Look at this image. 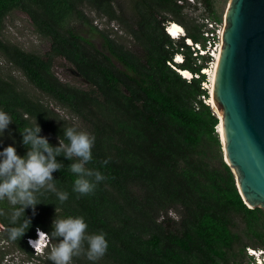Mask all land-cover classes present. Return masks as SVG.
Masks as SVG:
<instances>
[{
    "label": "trees",
    "instance_id": "1",
    "mask_svg": "<svg viewBox=\"0 0 264 264\" xmlns=\"http://www.w3.org/2000/svg\"><path fill=\"white\" fill-rule=\"evenodd\" d=\"M115 3L119 4L0 0V56L56 104L30 95L13 75L0 73V111L12 119L0 134V152L11 145L25 157L30 150L22 143L25 127L38 124V135L46 137L53 149L59 140L68 143L64 128L75 127L95 138L92 161L85 167L106 177L91 194L80 195L73 191L77 176L70 171L79 158L56 155L62 167L52 172L45 186L31 190L42 203L25 210L30 227L12 241L32 256L25 237L33 236L35 228L50 235L55 216H81L87 234L104 233L108 248L98 261L81 254L70 264L253 262L246 250L260 248L264 254V211L243 202L223 160L218 117L205 100L209 94L202 85L201 70L211 57L185 42L188 38L205 47L204 18L215 22L213 1L131 0L130 16ZM85 7L109 23L116 22L130 43L125 45L93 25ZM15 9L48 40L46 52L27 51L1 38L4 19ZM192 10L200 11L197 18ZM171 21L183 27L178 39L165 31ZM85 25L100 35V45L82 34ZM175 54L181 55V62L173 60ZM58 60L70 70L71 79L55 73ZM177 69H187L191 76L182 77ZM104 160L109 162L103 165ZM48 184L67 192L68 199L61 203ZM12 207L7 197L0 201L5 212L0 221L6 230L13 226ZM61 239H51L53 247ZM49 253L46 264H54Z\"/></svg>",
    "mask_w": 264,
    "mask_h": 264
},
{
    "label": "water",
    "instance_id": "2",
    "mask_svg": "<svg viewBox=\"0 0 264 264\" xmlns=\"http://www.w3.org/2000/svg\"><path fill=\"white\" fill-rule=\"evenodd\" d=\"M211 86L223 160L243 202L264 211V0H228Z\"/></svg>",
    "mask_w": 264,
    "mask_h": 264
},
{
    "label": "clouds",
    "instance_id": "3",
    "mask_svg": "<svg viewBox=\"0 0 264 264\" xmlns=\"http://www.w3.org/2000/svg\"><path fill=\"white\" fill-rule=\"evenodd\" d=\"M186 40L187 38L185 42ZM188 44L192 45L193 43L190 41ZM177 58V62L182 61L180 54H175L173 60L175 61ZM182 77L185 76L182 75ZM10 123H12L11 117L4 111H0V134L4 133ZM40 131L39 125L36 124L34 128L25 127L21 132L22 143L26 146L30 145V150L25 157L17 155L16 149L11 145L0 152V158H2L0 159V201H4L7 197L8 203L13 206L9 215V223L13 226L9 227L7 232L9 238L14 241L20 239L30 227L31 220L25 216V210L29 207L35 209L36 205L42 203L31 190L38 191L39 188L45 186L52 180V172L62 167L55 161L56 155L63 152L69 159L79 158L80 162L73 163L70 166V171L77 176L73 191L80 195L91 194L97 184L106 179L101 172L85 167L92 161L94 136L84 131H77L75 127H66L64 128V137L68 143L65 144L59 140V146L53 149L46 137L38 135ZM108 162V160H104L102 164L106 165ZM48 187L56 191L52 184H48ZM56 195L61 203L68 199L67 192L56 191ZM4 215L5 212L0 209V216ZM51 227L50 235L40 228H35L33 236L25 237L27 246L35 255L50 251L48 259L54 264H70L73 257L81 254L92 262L98 261L106 254L108 242L105 234L102 232L87 234L88 225L81 216L66 218L55 216ZM2 229L4 226L0 225V230ZM60 237L62 239L59 240V243L51 247V239ZM27 238L31 239L28 241ZM85 243L87 244L86 250ZM247 250L252 256L256 255L255 251L259 256L263 254L259 249L247 248ZM256 264L262 263L258 259Z\"/></svg>",
    "mask_w": 264,
    "mask_h": 264
},
{
    "label": "rangeland",
    "instance_id": "4",
    "mask_svg": "<svg viewBox=\"0 0 264 264\" xmlns=\"http://www.w3.org/2000/svg\"><path fill=\"white\" fill-rule=\"evenodd\" d=\"M115 1L119 2V4L115 3L116 4L115 6L118 9L120 8L122 12H124L127 16L131 15V11H132L131 0H115ZM212 1L214 5L213 10L216 16L214 18L215 22L217 23V27H221L223 25L224 12L227 7L228 0H212ZM84 9L87 17L91 20L93 25H96L97 28L105 31L110 35L117 37L116 39L120 42H123L125 45L130 43L129 35L124 31H122L121 27L116 22L109 23L105 21L104 18L98 17L96 12L91 10L89 7H85ZM199 12H200L199 10L191 11L192 15L194 14L196 18L197 16H199L198 15ZM165 25H168V22H166ZM81 32L86 36H90L91 39L97 45H100L101 37L97 32L90 31L86 25L82 27ZM1 38L4 41L15 44L24 50L33 51L39 54H43L49 48L48 40L40 37L34 31V28L29 18L25 15V13H23L18 9L11 11L5 17ZM207 49H208L207 51L210 52L211 46L208 47ZM60 61L61 60L54 62L56 63V65L54 66L55 73L59 77H63V78L67 77V79H71V77H69L70 70L68 68H62L61 65L59 64ZM199 61L202 62V59H199ZM213 65L208 61V64L205 66L207 71L205 72V81L203 86L207 89L208 94L210 93L209 91V85L211 83L210 74ZM0 73L13 75L18 80L19 85L23 89H25L27 93H29L30 95H34L35 97L37 96L42 98L45 102H48L52 106L56 105L55 102H53L51 99L47 98L42 93H40L38 89L32 83H30L28 79L21 72L17 71L10 64L6 63V61L2 58V56H0ZM208 96L210 97V94ZM56 108L60 113H63V111H61L59 106H56ZM171 215L174 216V213L171 212ZM1 225L4 226V229L0 230V264H46L47 256L45 252L39 255H35L34 253L32 256L27 255L25 252L19 250L14 244V242L6 236L7 235L6 225H4V223L2 222ZM51 247H53V244H51ZM259 251L262 252L260 248ZM246 252L249 253L250 251L246 250ZM255 253L256 255H253V257L251 258L253 262L249 264H256V260L258 259L261 261L262 264H264V254H261L259 256L257 251H255Z\"/></svg>",
    "mask_w": 264,
    "mask_h": 264
},
{
    "label": "built area",
    "instance_id": "5",
    "mask_svg": "<svg viewBox=\"0 0 264 264\" xmlns=\"http://www.w3.org/2000/svg\"><path fill=\"white\" fill-rule=\"evenodd\" d=\"M204 22H205V25H206L205 29H204V32H203L204 36L206 37V45H205V47L204 48L200 47V45L198 43H193L192 45L197 49L199 54H205V53L208 52V54L211 57L209 63H211L213 65L214 62H215V59H216V57H215L216 55H214V52L218 53L219 46H220V36H221L222 26L221 27H217V23L216 22L211 21V20H209L207 18H204ZM168 24L172 25L171 23H168ZM165 30L170 35V37H172V38L181 37V35H183V33H184V30H183L182 27L179 30H177L175 32V34H172V33H170L168 31V26L167 25L165 26ZM210 46H211V51L209 52V51H207L208 50L207 48L210 47ZM190 76H191V74H190ZM194 76H196V74H194ZM203 84H204V82H202V85ZM29 239H31V238H27L28 241H29ZM32 240H34V239H32Z\"/></svg>",
    "mask_w": 264,
    "mask_h": 264
},
{
    "label": "bare ground",
    "instance_id": "6",
    "mask_svg": "<svg viewBox=\"0 0 264 264\" xmlns=\"http://www.w3.org/2000/svg\"><path fill=\"white\" fill-rule=\"evenodd\" d=\"M170 23H171L172 25H170V24L167 25V26H168V31H169L170 33H172V34H175V32L181 28V25L178 24V23H176V22H174V21H171ZM186 42L189 43L190 40L187 38ZM217 48H218V47H217ZM214 55H216L215 57H218V53H217V52H214ZM175 61L177 62V61H178V58L175 59ZM214 67H215V62H214V65H213V68H212V70H211V74H210V82H211V83H210V85H209V91H211V87H212L211 85H212L213 76H214ZM177 70L179 71V73H180L181 75H183V76H185V77H190V72H189L187 69H177ZM206 71H207V69H206V67H204V68L202 69V72L205 73ZM209 72H210V71H209ZM206 101L209 102L210 104H212L211 97L207 98ZM212 108H213V111H214V112L218 115V117H219V122H218V126H217V128H218V132H219V134L221 135V140L223 141V137H222V123H221L222 116H221L220 112L217 110V108H216L214 105H212Z\"/></svg>",
    "mask_w": 264,
    "mask_h": 264
}]
</instances>
